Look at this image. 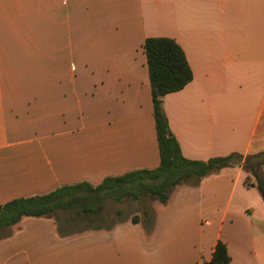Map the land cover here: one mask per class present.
I'll return each mask as SVG.
<instances>
[{
    "label": "crops",
    "instance_id": "crops-1",
    "mask_svg": "<svg viewBox=\"0 0 264 264\" xmlns=\"http://www.w3.org/2000/svg\"><path fill=\"white\" fill-rule=\"evenodd\" d=\"M151 36L175 39L192 71L162 99L183 156L241 161L173 187L146 220L62 235L24 217L0 264H201L217 241L228 264H264V207L242 167L264 150V0H0V204L158 165Z\"/></svg>",
    "mask_w": 264,
    "mask_h": 264
},
{
    "label": "trees",
    "instance_id": "trees-1",
    "mask_svg": "<svg viewBox=\"0 0 264 264\" xmlns=\"http://www.w3.org/2000/svg\"><path fill=\"white\" fill-rule=\"evenodd\" d=\"M143 48L159 146L158 165L109 175L95 185L83 180L57 186L42 194L8 200L0 204V240L11 236L12 226L24 217L50 218L56 224L59 234L66 235L67 227L77 224L78 220L101 217L108 200L129 198L140 201L152 196L160 203H165L173 187L183 183L197 184L202 177L241 161L242 155L236 152L206 160L183 156L177 139L169 129L162 99L191 81V68L183 49L171 37H147ZM242 166L247 172L244 184L255 187L264 202V150L247 154L242 160ZM141 213L145 220L148 219V208L144 203ZM138 220V215L131 217L132 222ZM229 259L226 245L217 241L211 258L201 264H228Z\"/></svg>",
    "mask_w": 264,
    "mask_h": 264
},
{
    "label": "rangeland",
    "instance_id": "rangeland-1",
    "mask_svg": "<svg viewBox=\"0 0 264 264\" xmlns=\"http://www.w3.org/2000/svg\"><path fill=\"white\" fill-rule=\"evenodd\" d=\"M243 170L245 171V176H246L247 172L244 169V167H243ZM225 180H226V184L221 185L219 187V190H218V191H220V193H219L220 196H226L230 190V187H231L232 181L229 179L227 180L226 178H225ZM251 180H254V179L251 178ZM238 187L240 188L242 186L238 185ZM247 191L250 194V196L253 195L258 201L262 202L263 207H264V202H263L262 198L260 197L256 188H252V189L247 190ZM236 193H238L237 189L234 190V194H236ZM155 200H157L156 197H152V196L151 197L147 196L145 198H142V200H140V201L139 200H132L129 198H127L126 200H123V201L108 200L105 203V207L103 209L101 217L78 220L74 229H78V227L83 228V227H89V226H94V225L108 226L110 224H113L115 221L126 218L129 215V213H131V212H134L136 210L141 212L143 203L147 206L149 212H151L152 211V203ZM250 200H252V199H250ZM252 203L255 204V201H253ZM141 216H142V213H141Z\"/></svg>",
    "mask_w": 264,
    "mask_h": 264
}]
</instances>
